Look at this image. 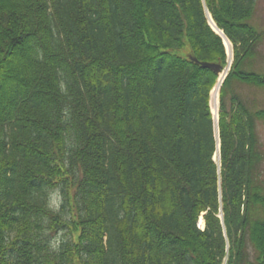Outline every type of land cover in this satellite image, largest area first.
<instances>
[{"label": "trees", "instance_id": "trees-1", "mask_svg": "<svg viewBox=\"0 0 264 264\" xmlns=\"http://www.w3.org/2000/svg\"><path fill=\"white\" fill-rule=\"evenodd\" d=\"M255 3L0 0V264H264Z\"/></svg>", "mask_w": 264, "mask_h": 264}, {"label": "rangeland", "instance_id": "rangeland-1", "mask_svg": "<svg viewBox=\"0 0 264 264\" xmlns=\"http://www.w3.org/2000/svg\"><path fill=\"white\" fill-rule=\"evenodd\" d=\"M250 23L257 30L262 31L263 35H262V40H261L259 48H258L259 54H258V58H256L257 62H255L254 64H249L247 68L249 70L256 71L260 74H264V0H256L254 14H253L252 18L250 19ZM214 29L216 30L215 27H214ZM219 34H221L223 39L225 40L224 35L222 33H219ZM225 44H226V47H225L226 60H227V63H229V64H226L228 67V70H227V73H228L230 68H231L232 62L234 60V55H233V47H232L231 42L227 39V43H225ZM217 83H218V81H217ZM217 83H216V85H217ZM220 84H221V82H220ZM220 84H219V90H218V102H219V93H220V88H221ZM238 90L241 93V95L245 99H247V101L249 102L251 107L256 108V109L264 108V87L243 84L239 87ZM218 105H219V103H218ZM218 113H219V109H218ZM212 115H213V112H212ZM213 118H214L215 132L218 133L217 132V120H215L216 117L214 115H213ZM258 133H259V136L261 138L262 143L264 144V125H262V123H260V122L258 125ZM214 159L218 163V159H219L218 152L214 156ZM201 221H203L202 216L199 218V221H198V225L200 227H201ZM203 224H204V221H203ZM223 264H227V261L225 260Z\"/></svg>", "mask_w": 264, "mask_h": 264}, {"label": "water", "instance_id": "water-1", "mask_svg": "<svg viewBox=\"0 0 264 264\" xmlns=\"http://www.w3.org/2000/svg\"><path fill=\"white\" fill-rule=\"evenodd\" d=\"M191 60L195 61L196 63H199L203 67L211 68L215 73H217L219 78H220V75L222 74V72L224 70L223 66L220 64L199 61L196 58H191Z\"/></svg>", "mask_w": 264, "mask_h": 264}, {"label": "bare ground", "instance_id": "bare-ground-1", "mask_svg": "<svg viewBox=\"0 0 264 264\" xmlns=\"http://www.w3.org/2000/svg\"><path fill=\"white\" fill-rule=\"evenodd\" d=\"M213 24V23H212ZM214 25V24H213ZM215 27V26H214ZM216 28V27H215ZM216 31H218V32H220L221 33V31L220 30H218L217 28H216ZM224 38H225V43H226V41H227V39H226V37L224 36ZM226 71H227V69H225V71L221 74V77L219 78L220 79V81H222V79L224 78V76H225V73H226ZM219 81V80H218ZM213 90V89H212ZM211 90V91H212ZM210 98H211V92H210ZM210 101H211V99H210ZM219 103V102H218ZM213 106H214V108L216 107V104H215V100H214V102H213ZM210 107H211V103H210ZM218 109H219V105H218V108H217V113H218ZM211 112H212V110H211ZM215 120H217V114H216V119ZM216 155V154H215ZM214 155V156H215ZM201 227H203V221H201Z\"/></svg>", "mask_w": 264, "mask_h": 264}]
</instances>
